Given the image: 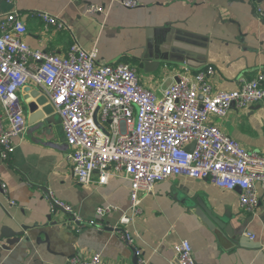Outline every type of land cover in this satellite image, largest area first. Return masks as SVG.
<instances>
[{
  "label": "crops",
  "instance_id": "crops-1",
  "mask_svg": "<svg viewBox=\"0 0 264 264\" xmlns=\"http://www.w3.org/2000/svg\"><path fill=\"white\" fill-rule=\"evenodd\" d=\"M249 2L248 0H246ZM124 7L118 0H0V15L17 10L27 25L25 41L33 48L66 55L78 42L85 49L97 44L100 63H129L142 83L161 94L181 74L193 75L212 65L210 77L217 90H233L241 75L264 73V0H137ZM103 7L91 12L90 6ZM41 13L65 22L58 29ZM32 89H44L30 82ZM24 87V88H25ZM15 137L11 158H0V229L4 225L30 229L29 241L4 250L0 264H69L70 258L102 255L100 264H178L174 245L188 239L198 262L207 264H264V190L260 204L244 209L241 190L223 189L210 179L175 175L142 191V211L128 226L142 249L139 258L108 225L130 210L131 181L113 176L105 184L80 183L68 155L71 147L55 114L30 121ZM1 109V104H0ZM212 122L249 150L264 151V103L232 107ZM7 184V189L2 184ZM68 202L84 219H98L106 227L79 224L72 214L54 211L48 194ZM100 205L116 209L98 218ZM204 207L222 226L210 227L197 214ZM39 225V226H36ZM41 225L50 232V247ZM230 226L231 236L226 231ZM254 235V238L251 237ZM243 237L245 243L238 237ZM42 238V242H39ZM143 259V260H140Z\"/></svg>",
  "mask_w": 264,
  "mask_h": 264
},
{
  "label": "built area",
  "instance_id": "built-area-1",
  "mask_svg": "<svg viewBox=\"0 0 264 264\" xmlns=\"http://www.w3.org/2000/svg\"><path fill=\"white\" fill-rule=\"evenodd\" d=\"M134 8L137 0H118ZM91 12L103 7L90 6ZM260 17L264 11L258 9ZM58 29L65 22L41 13ZM27 25L15 10L0 15V158L15 151L14 139L27 127L20 91L30 82L44 89L54 106L71 147L68 155L80 183H108L113 176L131 181L130 210L108 225L141 258L142 249L128 226L142 211V191L175 175L210 179L223 189L241 190L239 200L247 211L260 204L258 184L264 190V151L249 150L212 122L232 107L264 103V73L241 75L233 90H217L208 65L193 75L181 74L162 93L147 88L136 67L129 63H100L96 45L85 49L75 42L66 55L31 47L24 39ZM202 96V98H201ZM137 114V115H136ZM195 142L191 149L189 145ZM2 187L6 190L7 184ZM52 209L72 214L79 224L106 227L98 219L86 220L68 202L48 194ZM116 209L100 205L97 217ZM254 238V235H251ZM178 264L198 262L188 239L174 245ZM143 260V259H140ZM102 255L70 258L69 264H100Z\"/></svg>",
  "mask_w": 264,
  "mask_h": 264
},
{
  "label": "water",
  "instance_id": "water-1",
  "mask_svg": "<svg viewBox=\"0 0 264 264\" xmlns=\"http://www.w3.org/2000/svg\"><path fill=\"white\" fill-rule=\"evenodd\" d=\"M242 3L247 2L246 0H240ZM248 4H251L252 1H256L260 4L261 0H248ZM264 22V21H263ZM27 95L24 97V102L27 104L29 112L31 114L30 121H36L45 117H50L52 115H55V109L51 102H49V98L45 93H42L40 89H32L31 86H27L24 88ZM202 98V96H201ZM195 145V142H193L191 145H189V148H193ZM59 210L57 208L55 211ZM197 214L208 224V226H222V224L214 221L213 217L208 214V212L204 209L202 206H198L196 208ZM39 226V225H36ZM48 225H41L42 230H40L41 234H45L46 236V243L48 244L49 250H51L50 247V232L47 229H44ZM30 229V227L22 224L21 228H15L14 226H8L4 225L0 229V257L3 254L4 250H11L15 245L22 243V241H29L30 235L27 234V231ZM226 231L233 236V232L230 226H226ZM238 239L242 240V243H245V239L243 237H238ZM39 242H42V238H39ZM137 259V256H136Z\"/></svg>",
  "mask_w": 264,
  "mask_h": 264
},
{
  "label": "rangeland",
  "instance_id": "rangeland-1",
  "mask_svg": "<svg viewBox=\"0 0 264 264\" xmlns=\"http://www.w3.org/2000/svg\"><path fill=\"white\" fill-rule=\"evenodd\" d=\"M137 115V114H136Z\"/></svg>",
  "mask_w": 264,
  "mask_h": 264
}]
</instances>
